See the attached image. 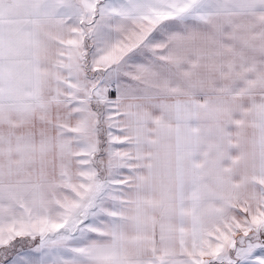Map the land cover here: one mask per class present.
<instances>
[{"label":"snow or ice","instance_id":"snow-or-ice-1","mask_svg":"<svg viewBox=\"0 0 264 264\" xmlns=\"http://www.w3.org/2000/svg\"><path fill=\"white\" fill-rule=\"evenodd\" d=\"M0 264H264V0H0Z\"/></svg>","mask_w":264,"mask_h":264}]
</instances>
